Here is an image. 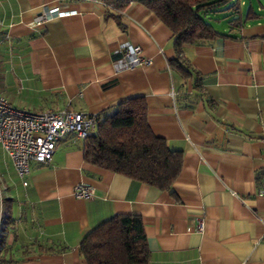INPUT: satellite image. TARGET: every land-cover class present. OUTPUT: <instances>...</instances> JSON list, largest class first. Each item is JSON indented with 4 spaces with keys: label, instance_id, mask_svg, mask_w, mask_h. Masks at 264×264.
<instances>
[{
    "label": "crops",
    "instance_id": "crops-1",
    "mask_svg": "<svg viewBox=\"0 0 264 264\" xmlns=\"http://www.w3.org/2000/svg\"><path fill=\"white\" fill-rule=\"evenodd\" d=\"M45 5L74 13L36 26ZM239 12L226 35L182 48L183 74L172 31L139 3L123 28L98 1L0 0V94L12 106L100 115L143 96L152 133L183 156L170 193L87 163L71 135L24 185L0 147V264H86L82 237L127 214L142 220L148 264H264V0H239ZM127 45L149 64L117 69ZM76 184L94 197L76 198Z\"/></svg>",
    "mask_w": 264,
    "mask_h": 264
},
{
    "label": "trees",
    "instance_id": "trees-1",
    "mask_svg": "<svg viewBox=\"0 0 264 264\" xmlns=\"http://www.w3.org/2000/svg\"><path fill=\"white\" fill-rule=\"evenodd\" d=\"M103 3L105 15L123 27L125 10L139 3L153 12L173 33L177 57L170 64L189 74L182 48L226 34L210 23V15L230 0H93ZM229 31L240 25L239 0L229 7ZM124 28V27H123ZM95 130L83 140L84 160L131 180L172 193L182 166V152L155 136L147 122V103L133 96L97 115ZM78 251L86 264H148L149 252L138 215L112 216L87 232Z\"/></svg>",
    "mask_w": 264,
    "mask_h": 264
},
{
    "label": "built area",
    "instance_id": "built-area-1",
    "mask_svg": "<svg viewBox=\"0 0 264 264\" xmlns=\"http://www.w3.org/2000/svg\"><path fill=\"white\" fill-rule=\"evenodd\" d=\"M73 13L45 5L34 17V22L36 26H41L52 18ZM146 64H149V60L141 55V48L132 45L125 46L120 58L115 61L117 69ZM97 122V115L91 113L66 110L32 112L19 109L0 94V147L11 159L24 185L32 162L49 163L60 138L71 135L76 140H84L95 129ZM72 192L76 198L83 200L94 197V189L86 184H76ZM260 194H264V190ZM197 230L202 231L201 220L198 221Z\"/></svg>",
    "mask_w": 264,
    "mask_h": 264
},
{
    "label": "rangeland",
    "instance_id": "rangeland-1",
    "mask_svg": "<svg viewBox=\"0 0 264 264\" xmlns=\"http://www.w3.org/2000/svg\"><path fill=\"white\" fill-rule=\"evenodd\" d=\"M234 0H230L227 2V4L221 8H219V10L216 13H213L212 15H210V19H209V23L216 29V30H220L223 26H226L228 24V20L231 18L232 14V10L229 9V7L233 4ZM252 2H255V0H252ZM256 4H253V10L260 14L257 10H256ZM248 8V5L243 6L241 8V10L246 11V9ZM264 13V12H262ZM4 234V228L0 229V242L2 240V235ZM1 244V243H0Z\"/></svg>",
    "mask_w": 264,
    "mask_h": 264
},
{
    "label": "water",
    "instance_id": "water-1",
    "mask_svg": "<svg viewBox=\"0 0 264 264\" xmlns=\"http://www.w3.org/2000/svg\"><path fill=\"white\" fill-rule=\"evenodd\" d=\"M1 194H2V192H1V189H0V208H1Z\"/></svg>",
    "mask_w": 264,
    "mask_h": 264
}]
</instances>
